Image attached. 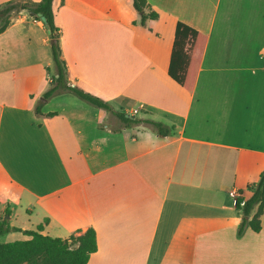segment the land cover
I'll return each instance as SVG.
<instances>
[{
    "label": "crops",
    "instance_id": "obj_1",
    "mask_svg": "<svg viewBox=\"0 0 264 264\" xmlns=\"http://www.w3.org/2000/svg\"><path fill=\"white\" fill-rule=\"evenodd\" d=\"M133 1L54 0L67 76L173 132L71 91L46 99L49 27L15 12L0 33V216L55 237L93 227L87 264H264V212L239 236L232 195L249 199L264 170V0H147L145 26ZM178 21L207 36L192 90L169 74Z\"/></svg>",
    "mask_w": 264,
    "mask_h": 264
},
{
    "label": "trees",
    "instance_id": "obj_2",
    "mask_svg": "<svg viewBox=\"0 0 264 264\" xmlns=\"http://www.w3.org/2000/svg\"><path fill=\"white\" fill-rule=\"evenodd\" d=\"M53 2L54 0L9 1L0 8V33L9 26L13 14L22 9H27L35 19L40 20V13L47 18L55 74L51 78L50 87L45 91L44 97L48 99L56 93L71 91L93 105L112 110L126 127L143 123L150 125L159 136H169L173 132V126L151 118L115 111L107 101L70 83L67 76V65L62 58L59 41L60 28L55 23ZM133 2L141 14L140 23L142 25L145 26L148 20L159 16L151 9L147 0H134ZM206 39L207 36L198 29L183 21L177 22L169 74L188 90L193 88ZM36 112H41L40 106H37ZM253 188L254 193L249 199L238 198L237 206L243 211V218L238 229L239 236L243 235L248 227L255 231L261 230V216L264 212V170ZM242 200H245L244 205H241ZM255 207L257 210L251 216ZM7 213H9L8 210ZM47 221L48 219L45 220ZM43 228L44 224L41 223L37 229L23 230L20 227L9 225L8 220L0 216V235L10 231H23L30 236L29 239L0 242V264H87L91 254L98 249L97 233L93 227L79 229L68 238L43 234Z\"/></svg>",
    "mask_w": 264,
    "mask_h": 264
},
{
    "label": "rangeland",
    "instance_id": "obj_3",
    "mask_svg": "<svg viewBox=\"0 0 264 264\" xmlns=\"http://www.w3.org/2000/svg\"><path fill=\"white\" fill-rule=\"evenodd\" d=\"M4 218L3 216H1ZM28 238L27 234L19 231H13V232H7L5 234L0 235V242H9L13 240H18V239H26Z\"/></svg>",
    "mask_w": 264,
    "mask_h": 264
},
{
    "label": "built area",
    "instance_id": "obj_4",
    "mask_svg": "<svg viewBox=\"0 0 264 264\" xmlns=\"http://www.w3.org/2000/svg\"><path fill=\"white\" fill-rule=\"evenodd\" d=\"M232 195L234 196V198H235V203H236V205H237L238 198L241 197V195L239 194V192H238L237 190H233V191H232ZM240 202H241V205H244L245 200H242V201H240Z\"/></svg>",
    "mask_w": 264,
    "mask_h": 264
},
{
    "label": "water",
    "instance_id": "obj_5",
    "mask_svg": "<svg viewBox=\"0 0 264 264\" xmlns=\"http://www.w3.org/2000/svg\"><path fill=\"white\" fill-rule=\"evenodd\" d=\"M39 16H40V19L47 25V27H48V23H47V18L44 16V15H42L41 13L39 14Z\"/></svg>",
    "mask_w": 264,
    "mask_h": 264
}]
</instances>
